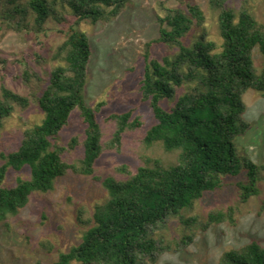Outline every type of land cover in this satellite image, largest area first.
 Returning a JSON list of instances; mask_svg holds the SVG:
<instances>
[{"label": "trees", "instance_id": "trees-1", "mask_svg": "<svg viewBox=\"0 0 264 264\" xmlns=\"http://www.w3.org/2000/svg\"><path fill=\"white\" fill-rule=\"evenodd\" d=\"M129 0H0V22L6 30L46 31L49 19L65 21L60 8L68 7L74 22L68 27L66 39L59 45L54 59L60 63L50 71L49 82L37 97L44 118L25 129L20 146L1 153L0 222L8 220L26 207L35 192H48L56 179L70 171L94 175L96 164L105 151L104 132L98 113L106 104L95 107L86 102L89 64L93 55L91 39L80 29L84 21L98 23L117 17ZM228 0H209L219 10L218 25L222 43L209 38L205 30L192 44L186 36L194 26L206 23V14L197 3L187 2V9H168L159 16L160 35L154 42L178 46L172 56L161 60L151 57L147 44L146 67L142 79V94L150 102L156 122L147 130L144 143L148 148L161 143L167 152H177L174 164H165L159 157L144 156V165L129 178H101L109 194L105 203L97 204L91 226L82 241L67 252H61L52 264H148L157 263L175 246L153 234L154 228L172 215L193 207L208 191L223 185V176H238L246 172L245 181L238 183L241 200L249 201L260 194L259 182L264 165L239 152L236 138L251 127L245 117V94L254 89L264 94V67L259 70L255 61L258 49L264 57V25L252 12L243 7L239 12L227 5ZM30 84L39 75L32 69L23 72ZM185 88L180 95L178 90ZM166 108L165 99H175ZM31 104L29 96L2 85L0 94V133L5 121L17 106ZM79 109L86 123L85 137H73L65 145L60 134ZM117 127L107 147L120 149L127 130L143 126L133 111L113 113L109 117ZM84 146V155L76 161L65 157L69 149ZM30 167L28 178L18 177L14 186L5 184L10 169L21 171ZM236 209L209 214L204 228L214 223H236ZM194 225L195 217L184 218ZM195 240L184 236L177 248ZM34 264H44L38 260ZM218 264H264V245L257 240L225 251Z\"/></svg>", "mask_w": 264, "mask_h": 264}, {"label": "rangeland", "instance_id": "rangeland-1", "mask_svg": "<svg viewBox=\"0 0 264 264\" xmlns=\"http://www.w3.org/2000/svg\"><path fill=\"white\" fill-rule=\"evenodd\" d=\"M187 2L199 4L206 14V23L194 26L185 42L192 44L205 30L209 38L222 43L218 15L219 10L209 0H129L122 12L110 21L92 23L84 21L80 29L87 32L93 48L89 64V78L86 87V102L95 107L106 104L98 113L104 132L105 151L96 164L94 175L77 174L70 171L56 179L54 188L48 192H35L17 215L0 222V264H34L40 260L52 264L61 252L78 245L91 224L97 204L105 203L109 194L101 180L114 176L119 180L129 178L128 171L135 172L144 165V156L159 157L165 164L177 162V152H167L161 143L148 148L144 143L147 130L156 122L149 101L143 99L142 79L145 74L147 44L151 45V57L162 59L172 56L178 46L154 42L160 35L159 16H165L168 9H187ZM227 5L239 12L247 7L256 19L264 25V0H228ZM63 23L51 18L46 31L37 34L24 29L6 30L0 22V94L2 85L17 93L29 96L31 104L17 106L11 117L5 121L0 133V166L4 162L1 153L17 149L26 128L40 123L44 112L37 103V97L49 82L50 71L60 63L54 59L59 45L66 39L68 27L74 22L71 10L60 8ZM255 61L259 70L264 67V57L257 49ZM26 68L34 70L40 80L27 84L23 77ZM185 88L178 90L183 93ZM247 112L245 117L251 127L238 135L236 142L242 156H248L264 165V94L250 89L245 94ZM175 99H165L162 105L171 108ZM133 111L140 116L143 126L127 130L120 149L107 147L116 130V121L109 117L113 113ZM86 123L77 109L68 126L60 134V143L67 145L73 137L80 141L85 137ZM84 146L79 144L65 155L70 162L82 158ZM30 167L21 171L10 169L5 184L14 186L18 177H30ZM262 176L264 177V171ZM246 172L238 176H223V185L205 193L193 207L172 215L166 222L157 225L153 234L171 242L175 249L162 255L157 263L148 264H218L222 254L238 249L252 240L264 245V178L259 182L260 194L249 201L241 200L240 181H245ZM236 209V223H214L207 228L209 214ZM184 218L195 217L197 222L190 226ZM194 235L193 243L177 248L176 242L184 236ZM73 264H81L73 262Z\"/></svg>", "mask_w": 264, "mask_h": 264}]
</instances>
